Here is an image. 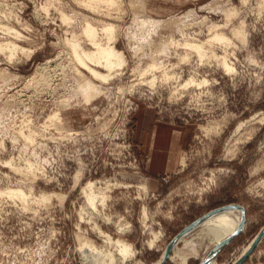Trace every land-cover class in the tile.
I'll return each instance as SVG.
<instances>
[{"label":"rangeland","instance_id":"1","mask_svg":"<svg viewBox=\"0 0 264 264\" xmlns=\"http://www.w3.org/2000/svg\"><path fill=\"white\" fill-rule=\"evenodd\" d=\"M260 3L116 0L92 8L82 0H0V41L15 40L31 51H20L10 60L0 50V188L22 185L34 194L59 193L45 205L31 202V209L20 199L0 195V264L94 262L96 250L81 247L79 234L113 251L117 264L119 239L132 249L123 264H156L159 259L161 264L171 241L191 223L233 203L244 207L243 226L215 259L218 264L242 259L264 228V2ZM230 6L237 12L228 18ZM62 13L71 18L64 20ZM243 20L246 32L237 38L232 29ZM88 21L99 31L115 25L113 43L125 51L128 61L112 81L93 78L76 62L66 41L77 34L92 48L83 32ZM213 24L236 44L226 48L235 72H227L214 55L200 60L182 44L186 38L208 39ZM3 26H13L21 38ZM169 37L182 43L168 44L169 52H153ZM212 47L224 54L220 44ZM153 59L178 76L122 90L138 82L137 70ZM78 68L95 87L80 82ZM191 75L206 77L209 83L177 91ZM55 112L63 113V126L44 127ZM162 126L170 127L169 136L154 143L155 131ZM29 129L37 131L34 142L22 135ZM173 150L171 168L168 156ZM7 159H13V165ZM29 159L41 166L31 177L15 169ZM88 182L105 194L99 213L86 208L82 186ZM194 235L178 238L162 264H183V256L187 264H200L211 246L204 242L195 254L189 244L190 239L198 241ZM239 264H264V232Z\"/></svg>","mask_w":264,"mask_h":264},{"label":"bare ground","instance_id":"2","mask_svg":"<svg viewBox=\"0 0 264 264\" xmlns=\"http://www.w3.org/2000/svg\"><path fill=\"white\" fill-rule=\"evenodd\" d=\"M82 1L86 5L92 8H96L97 5L100 4L101 2H106L109 4H114L116 2V0H82ZM263 2L264 0H261L260 5H263ZM231 7L232 6H230V9L226 11V15L228 18H231L234 14L236 15V12H237L236 10L237 8L235 9ZM62 17L66 21L71 18L66 13H62ZM244 23L245 22L243 20L239 24V26L232 29L235 37L237 38L244 37L245 32H246ZM154 24L155 26H159L160 22L158 20L157 21L155 20ZM217 26H218L217 24L212 25L211 30L213 32L211 36L206 40L194 41V40H189L188 38H186L187 40L182 43V42L175 40L176 38L169 37L170 38L169 40L164 41V42L162 41V46L159 47V49L154 50L153 52H156V51H158V53L159 52H162V53L169 52L170 47L168 46V44H171V45L178 44L179 45L182 43L187 49H190L196 52L200 60L204 61V59L209 57L210 54L211 56L214 55L213 57H216V59L218 58L220 65L227 72H235L237 71L235 62L232 61L231 58L229 57V54L231 52L228 54L229 50L227 49L228 47L230 48L231 46H234L236 44L232 37L228 36L224 32L218 31ZM3 27H5V29H7L9 32L15 31V34H16L15 37H20L22 34L20 31L16 30L13 26H7V27L3 26ZM83 32L91 40L93 44L92 48L87 47L86 45L81 43L77 34H73L72 37H67L66 39L67 43H69L71 46L76 62H78L84 69L88 70L91 76L95 79L101 80L103 82L114 80L119 74L122 73V69L124 68V66L127 65V61H128L125 51L118 49V47L113 43L114 35H115V25L114 24L104 25L103 28H101V31H99L98 27H96L90 21H88L83 27ZM100 34H103L106 37L105 42L101 40L103 39V37H101ZM216 44H220V47H222L224 50V54L218 55L219 53H216V51L212 47L213 45H216ZM208 48H211V51ZM0 50L4 51L10 60L14 59L20 51L26 54H30L31 52L29 49H26L24 46L20 45L15 40L0 41ZM182 58L184 60L189 58V53L184 55ZM78 70L80 69L78 68ZM158 71H161L160 75L157 74ZM176 76L174 73L170 72V70L168 69V66H166L164 63H162L158 59H153L152 62L148 63L145 67H142L141 69L137 70V77L135 79H140V80L138 82L129 84L126 87H123L122 90L130 91L134 86L139 85V84H142V85L148 84L150 86H153V85H156L159 79H162V80L171 79ZM44 77L42 78L43 79L48 78L47 76L45 78ZM85 77L86 75L82 73V70H80L79 72L80 82L86 85H89V86L95 85L90 79H88V77L86 78ZM144 78H149V79L146 80ZM43 83L45 84L46 82H43ZM207 83H209L208 78L206 77L198 78L196 77V75H191L189 78H187V80L184 83H179L177 87V91L179 88H188L190 87V85L202 86L204 84L206 85ZM50 124H54V125L56 124L59 126H63L64 124L63 113L55 112L49 115L47 121L44 123V127H48ZM21 132L23 133L22 134L23 136L25 135L24 137L25 139H27V141L34 142L37 139V131L34 129H29V131L26 133L23 130ZM182 160L183 161L181 163L184 162L185 164V160L184 159ZM5 162L9 165H13L14 160L7 159L5 160ZM39 168H41V166L38 163L31 161L30 159L26 161L24 167H22L21 164L15 166V169L26 170V172L28 171V174L30 177H31V174L36 175V169H39ZM76 178H78L77 181L81 179L80 171L77 173ZM82 187H83V191H84L86 201H87L86 208L87 207L93 208L91 212L94 214L99 213L100 211H99L98 203L100 201L102 202L105 201L106 199L105 194L98 193V191L95 189V185L93 182H88L86 183V185ZM0 195L12 198L14 200L20 199L25 209L26 208L31 209V206H32L30 204L31 202H36L38 204L41 203L42 205L43 204L45 205L46 203H48L49 201L53 199V196L57 195L59 197V193H56L54 191L53 192L43 191L41 193L39 192V194H34L31 190L27 191L22 185H15L11 187L0 188ZM60 196L63 197L62 195ZM242 221H243V215H242L241 207L239 205H232L223 211L216 212L212 216L204 218L202 221L198 222L194 227H192V229H190L185 234L190 233L191 235L192 234L197 235L196 236L198 238L197 242L189 238L190 239L189 244L191 242V244L193 245L194 247L193 251L195 254L199 252V246L202 243L204 242L206 243L207 241H209V243L207 244H210L211 246V247L209 246L210 250L208 251V253L206 252V254L202 257V260L205 261L204 264H218L215 259L216 253L213 252L214 248L219 243L225 241L227 238L233 235L238 230ZM120 229L122 228L120 227ZM185 234L182 237H184ZM79 237L81 239V242H80L81 247L84 245L88 246L91 249L96 250V253H97V257H95L94 262H91L85 259L84 261L85 264H117L113 251H110V249H108L107 247L97 245L95 241H93L92 239L88 237H84V235L82 234H79ZM120 240L121 239L117 240L116 244L121 251V262L119 264H123L126 262L128 256H130L132 249L130 245H128L124 240L122 242H120ZM186 244L188 246L187 242ZM249 247L250 246H248L245 249V251ZM163 257H164V254L162 256V259ZM181 260L183 264H187V258L185 256H183ZM159 262H160V259L158 260L156 264H158Z\"/></svg>","mask_w":264,"mask_h":264},{"label":"water","instance_id":"3","mask_svg":"<svg viewBox=\"0 0 264 264\" xmlns=\"http://www.w3.org/2000/svg\"><path fill=\"white\" fill-rule=\"evenodd\" d=\"M232 205H239V204H236V203H233V204H228V205H224V206H221V207H218L216 209H213L209 212H207L206 214H204L203 216H201L199 219H197L196 221H194L193 223H191L186 229H184L170 244L169 246L167 247L165 253H164V257H163V260L161 262V264L163 262L166 261V259L169 257V252L172 248V245L173 243L180 237H182L185 233H187L190 229H192V227H194L198 222L202 221L204 218H207L209 216H212L213 214H215L216 212H220V211H223L225 209H227L228 207L232 206ZM242 209V212H243V221L241 223V225L239 226L238 230L233 234L231 235L229 238H227L225 241L219 243L215 248H214V253H217L219 251V249L225 245L226 243H228L231 238L237 234L241 229H242V226H243V222H244V207L239 205ZM263 232H264V228L263 230L259 233V235L257 236V239L254 240V242L250 245V247L246 250L245 252V255L242 257V259L234 264H239L242 260L245 259V257L248 255V253L253 249L254 245L257 244V242L260 240L261 236L263 235ZM205 261L203 260L201 264H204Z\"/></svg>","mask_w":264,"mask_h":264},{"label":"crops","instance_id":"4","mask_svg":"<svg viewBox=\"0 0 264 264\" xmlns=\"http://www.w3.org/2000/svg\"><path fill=\"white\" fill-rule=\"evenodd\" d=\"M170 127L168 126H162L160 128H158L156 131H155V134H154V143H156L157 139L158 140H167V137L169 136V131H170ZM161 152H164L166 153L167 150H164L162 149ZM175 156H176V151L173 150L172 153L169 152V159H168V163H169V166L172 168L173 165H174V159H175Z\"/></svg>","mask_w":264,"mask_h":264}]
</instances>
